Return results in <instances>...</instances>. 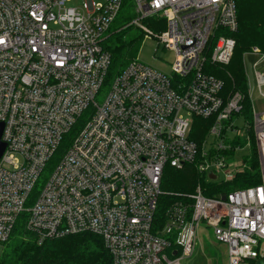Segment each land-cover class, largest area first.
Instances as JSON below:
<instances>
[{"label":"built area","instance_id":"obj_1","mask_svg":"<svg viewBox=\"0 0 264 264\" xmlns=\"http://www.w3.org/2000/svg\"><path fill=\"white\" fill-rule=\"evenodd\" d=\"M132 1L129 26L175 54L172 73L137 58L99 104L112 60L103 43L125 0H0V262L24 215L39 244L100 236L112 264H181L194 255L203 223L228 246V264H264V112L254 113L260 185L207 197L200 184L159 214L166 168L193 165L210 184L247 168V156L236 160L240 149H251L243 96H227L224 81L206 71L234 56L236 40L216 35L238 31L236 0ZM154 17L165 30L143 23ZM250 53L257 66L264 62L259 48ZM256 78L262 88L264 71ZM196 117L211 120L210 149L205 138H191Z\"/></svg>","mask_w":264,"mask_h":264},{"label":"trees","instance_id":"obj_2","mask_svg":"<svg viewBox=\"0 0 264 264\" xmlns=\"http://www.w3.org/2000/svg\"><path fill=\"white\" fill-rule=\"evenodd\" d=\"M239 29L236 33L221 30V35L232 37L237 46L234 57L227 66L206 65V71L225 83V94L233 96L240 93L243 96L241 115L250 125L251 151L245 158L247 168L235 179L218 184L207 183L193 165L182 170L166 168L162 182L159 214L164 215L169 205L180 200L182 196L192 194L198 185H202L207 197L228 194L237 189L255 187L261 184L260 155L255 142L254 110L249 95L248 78L243 56L257 47L264 53V0H236ZM136 17L132 0H125L123 9L116 20L104 48L111 54V65L108 72L105 89L116 76L134 60L144 41L145 34L138 27L129 24ZM144 24L155 32L165 30L164 20L160 18L145 19ZM83 120L63 140L62 145L50 163L48 171L68 149L73 139L82 127ZM211 120L195 119L191 138L201 143L208 134ZM244 145V143H243ZM26 216H22L15 228L11 240L6 244L0 264H112V257L106 249L103 239L91 233L66 236L60 239L48 240L39 244L25 227ZM249 261L247 264H257Z\"/></svg>","mask_w":264,"mask_h":264},{"label":"rangeland","instance_id":"obj_3","mask_svg":"<svg viewBox=\"0 0 264 264\" xmlns=\"http://www.w3.org/2000/svg\"><path fill=\"white\" fill-rule=\"evenodd\" d=\"M83 1L84 0H76L77 4H80ZM95 1L99 2L100 0ZM138 59L143 63L160 70L161 72L171 74L172 64L175 62V54L172 51L164 49L163 45H158V40L156 38L149 36L144 38L138 53ZM243 60L247 77L249 78L251 84L253 96L252 100L256 115V113L264 112V100L258 93L257 78L255 74V72L258 70L264 71V62H262L259 67H257L256 64L258 62V56L250 55L249 53L244 54ZM107 94L108 89L104 88L96 97V102L102 104L105 101ZM236 125L241 129L240 136L242 139L246 140V136L242 135L246 134L244 131V120L241 118L238 119ZM254 135L256 146L258 148L256 134ZM206 140H208V149H210L216 142V138L209 136V134L205 136V141ZM250 151L251 149L249 146L243 147L238 151L236 160H242L244 156H248L250 154ZM222 178L223 177L221 176V179ZM181 264H228V246L224 243L218 242L215 238L213 230L208 228L206 224L203 223L200 228L199 241L194 255L190 258L182 260ZM257 264H262V262H258Z\"/></svg>","mask_w":264,"mask_h":264},{"label":"crops","instance_id":"obj_4","mask_svg":"<svg viewBox=\"0 0 264 264\" xmlns=\"http://www.w3.org/2000/svg\"><path fill=\"white\" fill-rule=\"evenodd\" d=\"M250 55H254V54H251L250 52H248ZM258 61H259V58H258ZM258 63V62H257ZM262 64V62L257 66V67H259L260 65ZM255 69H257V68H255ZM259 71V70H258ZM257 72V71H256ZM256 72H255V74H256ZM247 74V73H246ZM248 78V77H247ZM248 86H249V95H250V99H251V101H252V104H253V110H254V103H253V100H252V98H253V96H252V89H251V84H250V81H249V78H248ZM257 89H258V93H259V95H260V97L264 100V91H263V88H264V86L262 87V88H260L259 86H258V83H257ZM254 113H255V110H254Z\"/></svg>","mask_w":264,"mask_h":264},{"label":"water","instance_id":"obj_5","mask_svg":"<svg viewBox=\"0 0 264 264\" xmlns=\"http://www.w3.org/2000/svg\"><path fill=\"white\" fill-rule=\"evenodd\" d=\"M2 133H3V124H0V159L3 156L5 149H6V144L2 142ZM223 199L225 200L226 197L224 196Z\"/></svg>","mask_w":264,"mask_h":264},{"label":"bare ground","instance_id":"obj_6","mask_svg":"<svg viewBox=\"0 0 264 264\" xmlns=\"http://www.w3.org/2000/svg\"><path fill=\"white\" fill-rule=\"evenodd\" d=\"M263 141H264V134L262 135Z\"/></svg>","mask_w":264,"mask_h":264}]
</instances>
